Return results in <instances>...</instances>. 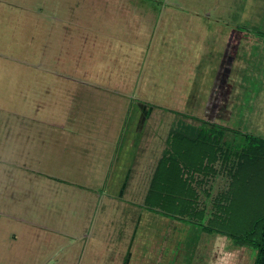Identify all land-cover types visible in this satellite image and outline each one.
Listing matches in <instances>:
<instances>
[{"label": "rangeland", "instance_id": "374dc122", "mask_svg": "<svg viewBox=\"0 0 264 264\" xmlns=\"http://www.w3.org/2000/svg\"><path fill=\"white\" fill-rule=\"evenodd\" d=\"M249 3L0 0V264H252L264 186L250 208L228 193L262 176ZM172 136L202 154L176 161L177 215L144 201Z\"/></svg>", "mask_w": 264, "mask_h": 264}, {"label": "trees", "instance_id": "16d2710c", "mask_svg": "<svg viewBox=\"0 0 264 264\" xmlns=\"http://www.w3.org/2000/svg\"><path fill=\"white\" fill-rule=\"evenodd\" d=\"M250 138L248 136L243 135V147H246V141ZM181 144L185 145L183 147H180L179 145ZM169 146L171 152H174L177 155V160L174 158H166L163 156L159 158L155 166V170L153 171L151 179L149 181L144 201L146 203V206L148 207H158L160 209L165 210L166 212H170L177 215L183 213V211L185 212L184 209L186 207L184 205V201L179 200L177 198L179 197L181 199L185 197L183 195V191L185 194V191H187V185L186 178L182 177L180 169L177 166L178 162L176 161H178L179 159H183L184 163H186V166L195 164L197 161H199V158L202 157L201 151L199 150L201 145L197 143V140L192 141L187 138H183L181 140L179 139V137L177 139L175 136H172L170 138ZM201 149L204 151V148ZM204 153L208 156L211 152L209 150V153ZM168 159L173 160L169 161ZM242 162L244 164L249 163V158H244ZM259 162H261L263 166H260L262 167V176L259 177L258 181H256V175L254 174L250 175L249 180L247 181L246 179H243L241 177V180L239 179L240 184H231L230 190H228V193L231 194L232 198H236V200L239 199L238 201H241L242 204L245 203L246 207L249 206L251 204V201H254V199H259L264 196V193L262 196V190L264 186V157L260 159ZM243 163L241 164L243 165ZM242 169H244V167ZM253 181H255L256 184L250 185ZM238 185L243 186V188L238 187ZM257 185L258 188H254L257 187ZM166 196H169V201H167ZM250 207L251 206H249L248 208ZM262 209L263 212L256 214V217L254 216L255 218L253 219L254 224H259L261 222V233L258 237L257 242H253L256 251L252 264H264V207Z\"/></svg>", "mask_w": 264, "mask_h": 264}, {"label": "crops", "instance_id": "0c3cea01", "mask_svg": "<svg viewBox=\"0 0 264 264\" xmlns=\"http://www.w3.org/2000/svg\"><path fill=\"white\" fill-rule=\"evenodd\" d=\"M254 1H255V0H250V3H249V4H250V8H249V9H251V10H252V9L255 10V9H257V8H259V9L262 8V9L264 10V0H259V1H255V2H254ZM244 6H246V5H244ZM246 7H247V6H246ZM254 13H255V12H250V13H248V14H254ZM251 20H252V19H251ZM79 102H80V101H79ZM144 110H145V108H142V109L139 108V109H137L136 112H135V113L137 114L136 117H135V119L139 120L138 117H140L141 112H143V114H144ZM137 116H138V117H137ZM138 122H139V121H136V120L134 121V123H133L134 128H135V126H136L137 124H138V125H141V124H139ZM136 123H137V124H136ZM140 123H141V122H140ZM135 124H136V125H135ZM130 126H131V125H130ZM135 130H136V132H137V134H138V137H139V134L142 132L141 128H137V127H136ZM150 174H151V173H150ZM149 179H150V176H149ZM149 181H150V180H148V184H149Z\"/></svg>", "mask_w": 264, "mask_h": 264}]
</instances>
